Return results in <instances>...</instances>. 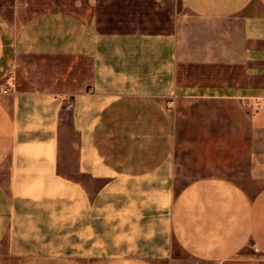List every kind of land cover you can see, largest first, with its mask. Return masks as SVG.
<instances>
[{
  "label": "crops",
  "instance_id": "crops-1",
  "mask_svg": "<svg viewBox=\"0 0 264 264\" xmlns=\"http://www.w3.org/2000/svg\"><path fill=\"white\" fill-rule=\"evenodd\" d=\"M12 73L0 264L264 256V0H0V81ZM177 100L236 107L254 189L176 188Z\"/></svg>",
  "mask_w": 264,
  "mask_h": 264
},
{
  "label": "rangeland",
  "instance_id": "rangeland-1",
  "mask_svg": "<svg viewBox=\"0 0 264 264\" xmlns=\"http://www.w3.org/2000/svg\"><path fill=\"white\" fill-rule=\"evenodd\" d=\"M10 77L15 78L13 73ZM168 107L177 124L178 146L175 157L180 164V176L176 181V188L202 175H219L246 189L255 188L248 183L246 176L248 121L236 120L239 114L235 106L177 100L169 103ZM19 260L20 258L4 259L6 264H16ZM152 260L154 264H208L178 248L174 249L172 259ZM73 261L75 264H106L107 259L74 257ZM233 264H264V256L252 246H247Z\"/></svg>",
  "mask_w": 264,
  "mask_h": 264
},
{
  "label": "built area",
  "instance_id": "built-area-1",
  "mask_svg": "<svg viewBox=\"0 0 264 264\" xmlns=\"http://www.w3.org/2000/svg\"><path fill=\"white\" fill-rule=\"evenodd\" d=\"M15 90V79L6 77L0 81V94H8ZM68 107H72V103H68Z\"/></svg>",
  "mask_w": 264,
  "mask_h": 264
}]
</instances>
